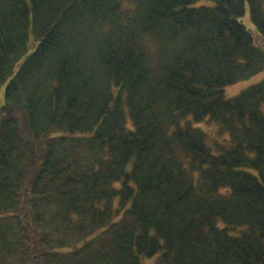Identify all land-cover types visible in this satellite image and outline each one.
I'll return each mask as SVG.
<instances>
[{
	"label": "trees",
	"instance_id": "1",
	"mask_svg": "<svg viewBox=\"0 0 264 264\" xmlns=\"http://www.w3.org/2000/svg\"><path fill=\"white\" fill-rule=\"evenodd\" d=\"M247 10L264 39V0H0V264H264Z\"/></svg>",
	"mask_w": 264,
	"mask_h": 264
},
{
	"label": "rangeland",
	"instance_id": "2",
	"mask_svg": "<svg viewBox=\"0 0 264 264\" xmlns=\"http://www.w3.org/2000/svg\"><path fill=\"white\" fill-rule=\"evenodd\" d=\"M242 20L245 23V25L252 31L253 36H254L255 40L257 41V43L264 47V39L261 36H259L258 33L255 31V28H254L253 23H252L251 18H250L249 10L246 11V14ZM263 78H264V70L262 69L261 71L258 72L257 75H254L253 77H251L249 79L240 80L234 84L227 86L225 88L226 95H227V97L237 95L242 90H244L245 88H247V87H249L255 83H258ZM200 126L209 132V136L211 138V140L209 142H211V143L215 142V140L223 142L225 139V136H228V134L226 132L222 133L220 131V128L218 126H216L214 123H202ZM64 250H67V249H64ZM156 259L157 258L147 259L144 261V264H157ZM62 263H59V264H62ZM33 264H52V263L51 262H45V259H43V261H37V262H34ZM54 264H56V263H54Z\"/></svg>",
	"mask_w": 264,
	"mask_h": 264
}]
</instances>
